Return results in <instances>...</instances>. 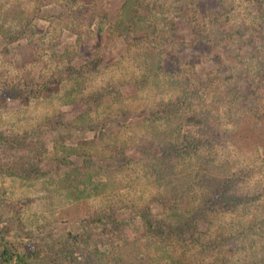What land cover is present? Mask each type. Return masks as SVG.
I'll use <instances>...</instances> for the list:
<instances>
[{
  "label": "rangeland",
  "instance_id": "obj_1",
  "mask_svg": "<svg viewBox=\"0 0 264 264\" xmlns=\"http://www.w3.org/2000/svg\"><path fill=\"white\" fill-rule=\"evenodd\" d=\"M162 1L170 9L150 27L144 25L141 36L124 40L116 29L125 0H51L40 10L35 0H0V99L8 88L24 94L6 104L0 100V134L26 139L38 171L30 181L0 176V228L23 252L58 255L62 250L68 253L65 264L101 259L100 264H121L110 256L121 246L113 224L85 229L78 222L111 210L123 218L130 240L138 241L143 264L170 263L167 254L145 250L146 239L131 224L129 207L158 192L151 167L140 166L144 108L173 98L163 77L179 66L184 84L189 76L200 80L205 104L214 102L216 85L222 93L217 103L222 137L200 153L196 166L203 161L227 165L239 179L237 193L255 201L239 214L202 221L191 249H172L169 255L179 259L185 253L180 264L188 259L264 264V148L246 144L250 135L239 116L246 112L263 131L264 89L249 86L244 67L234 62L262 57L264 70V0H178L174 8L177 1ZM186 2L190 12L181 19ZM32 17L29 29L15 40ZM193 22L198 28L192 29ZM152 62L161 69L159 79L136 85ZM87 66L82 77L71 74ZM213 74L217 80L210 85ZM188 127L184 131L193 135L196 127ZM88 141L97 142L96 151L79 146ZM5 159L0 150V161ZM69 163L105 171L123 166L112 180L99 172L90 181L84 177L69 184L64 182ZM86 248L97 251L94 259Z\"/></svg>",
  "mask_w": 264,
  "mask_h": 264
},
{
  "label": "trees",
  "instance_id": "obj_2",
  "mask_svg": "<svg viewBox=\"0 0 264 264\" xmlns=\"http://www.w3.org/2000/svg\"><path fill=\"white\" fill-rule=\"evenodd\" d=\"M150 1L125 0L119 13L117 36L124 40L133 39L137 35L141 36L138 32L144 28V25L150 27L158 14L170 9L168 5H163L162 0ZM174 1L177 2L174 3L173 8L179 2ZM35 2L38 5L37 9L40 10L42 6L49 5L51 0H35ZM185 6L184 13L179 15L181 19H185L186 14L190 12L187 2ZM34 19V17L28 19L21 30L13 35L15 40L25 34ZM168 26L172 29L171 22ZM191 26L192 29L198 28V24L194 22ZM261 58L255 59L254 62L253 60L234 59V62L244 67L249 86L256 85L264 89V75H262L264 70ZM155 67L157 65L153 62L147 65L144 70L147 76L141 78V82L135 81L136 85L146 84L148 80H158V74H160L158 72H161V69L157 67L158 71H154ZM88 68L87 66L84 69L81 68V71H72L71 74L79 73L78 75L82 77L84 70L88 71ZM181 73L178 66L176 70L163 77L169 90L174 92L172 99L160 98L144 108L147 117L143 122L145 135L139 141L142 148L140 166L151 167L149 173L152 174V178L156 179L158 192L146 201L131 203L129 207L131 224L138 227L142 237L146 239L143 242L145 250L149 251L153 248L167 254L170 257L169 264H180L185 260V253L179 259H175L169 255L170 251L178 248L191 249L202 221L214 219L223 214H239L238 212L245 211L255 201L253 198L237 193L239 179L231 174V169L227 165L218 167L212 161H203L202 166H196L201 160L200 153L214 147L222 137L217 106L222 93L219 85H216L215 91L218 92L215 93L214 102L209 105L205 104L204 88L200 80L189 76L188 82L184 84ZM214 80H217V75L213 74L209 78L210 85L214 84ZM110 93L121 98L116 90H111ZM3 96L0 100L6 104L8 101L23 98L24 94L14 88H8ZM246 114V112L239 113L250 135L245 139L246 144L250 147L264 148V128L263 131L260 130L255 120ZM185 127L189 129L196 127L194 134L188 135V131H184ZM104 138L105 135H101V139L104 140ZM25 140L0 134V150L6 158L4 162L0 161V176L23 181L36 178L38 171L35 170V165L30 159L32 149L26 145ZM82 145L96 151L98 144L96 141H88L79 144V146ZM155 147L158 151L152 152ZM193 161H195L194 164H192ZM122 166L119 165L117 169L105 171L100 167L79 168L69 163L64 182L71 184L70 181L75 180L77 184L84 177L90 181L94 176L92 174L99 172L112 180L114 176L121 173ZM153 209L158 210L162 216L158 217V214H153ZM122 219L116 211L110 210L108 214L95 213L78 222L85 229L92 225H101L102 222L113 224L121 239V246L114 255L110 256L119 257L121 264H143L144 260L140 258L141 250L137 246L138 241L130 240L123 229L125 223ZM60 252L58 255H47L44 250L40 249L25 253L0 228V264H65L67 259L64 257L68 256V253L64 254L62 250ZM85 252L89 253L92 259H94V254H97L96 250L89 252L87 248ZM100 256L103 257V254ZM98 261L100 264L102 259ZM193 261L194 259H188L186 264H194Z\"/></svg>",
  "mask_w": 264,
  "mask_h": 264
}]
</instances>
